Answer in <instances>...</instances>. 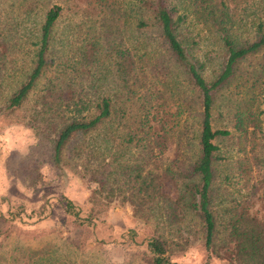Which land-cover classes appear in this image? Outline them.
<instances>
[{
	"label": "rangeland",
	"instance_id": "1",
	"mask_svg": "<svg viewBox=\"0 0 264 264\" xmlns=\"http://www.w3.org/2000/svg\"><path fill=\"white\" fill-rule=\"evenodd\" d=\"M137 1L0 0V213L13 218L8 224L0 221V264H32L31 260L42 264H149L145 240L152 234L151 222L133 215L127 202H104L91 196L93 184L69 167L73 160L57 170L51 162L47 117L36 116L38 133L29 125V113L34 105L37 109L38 94L49 84V74L63 76L74 88L83 87L81 91L88 96L100 95L112 80L116 82L110 56L104 54V38L114 37L130 51L133 47L137 52L146 50L142 56L146 84L152 81L147 61L148 56L154 60L156 54L149 49H154L157 37L153 28L134 30L136 16L147 18L146 10L137 14ZM54 3L61 9L52 27V64L45 65L20 107L4 108L6 94L31 64L39 23ZM243 7L246 10L240 11ZM228 9L234 11L235 21L253 20L262 16L264 2L229 0ZM187 27L199 36L194 52L201 57L203 51L213 49L209 52L214 55L211 33L195 24ZM47 56L49 60V52ZM59 60L76 67L63 68ZM204 75L209 77L207 72ZM156 76L162 78L155 77L154 85L148 86L151 102L162 93L174 111L178 101L183 111L174 122L186 120V135L180 142H190L191 147L197 107L186 82L178 73ZM210 113L212 129L226 131L211 139L217 145L211 182L213 210L219 214L225 206H246L264 218V50L238 63L233 76L215 91ZM170 127L165 128L167 154L177 133ZM192 228L190 243L171 253L170 264H226L207 252L197 226Z\"/></svg>",
	"mask_w": 264,
	"mask_h": 264
},
{
	"label": "trees",
	"instance_id": "2",
	"mask_svg": "<svg viewBox=\"0 0 264 264\" xmlns=\"http://www.w3.org/2000/svg\"><path fill=\"white\" fill-rule=\"evenodd\" d=\"M137 3V14L146 10L147 18L136 16L134 30L153 28L157 37L156 46L149 49L156 54L154 60L148 56L147 61L152 81L146 84L148 76L142 59L146 50L137 52L133 47L135 50L130 51L114 37L104 38V54L110 56V71L116 82L112 80L100 95L88 96L81 91L83 87L74 88L63 76L49 74V84L38 94L37 109L34 105L29 113V125L38 133L36 116L47 117L44 124H49L51 162L57 170L73 160V165L67 166L93 184L91 196L97 195L104 202H127L133 215L151 222L152 234L145 240L149 264H170L171 253L190 243L193 224L210 255L226 264H264V218L246 206H225L219 214L212 208L211 182L217 145L211 139L226 131L212 129L210 124L215 91L233 76L239 62L264 50V11L253 20L235 21L234 11L228 9L229 0ZM252 4L253 1L247 5ZM60 9L54 3L44 12L33 41L31 64L6 94L4 108L20 107L34 90L45 65L52 64V27ZM244 10L246 7L240 11ZM189 15L192 22L188 21ZM190 24L211 33L216 44L214 55L209 52L213 49L203 51L201 57L194 52L199 36L190 33ZM58 63L63 68L76 67L66 61ZM206 72L209 77L204 75ZM166 73L180 74L196 103L191 147L190 142H180V137L186 135V120L181 124L174 122L183 111L178 101L174 111L162 93L156 92L151 102L148 86L154 85L155 77L162 78L156 75ZM138 91L143 92L136 95ZM169 125L177 133L172 135L176 140L167 154L164 139ZM157 161L168 162L162 165ZM70 207L67 200L66 209ZM2 220L7 224L13 222V218L0 213Z\"/></svg>",
	"mask_w": 264,
	"mask_h": 264
}]
</instances>
